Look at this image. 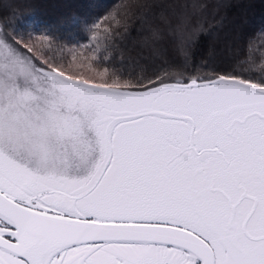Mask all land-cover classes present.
I'll use <instances>...</instances> for the list:
<instances>
[{
    "label": "snow or ice",
    "instance_id": "obj_1",
    "mask_svg": "<svg viewBox=\"0 0 264 264\" xmlns=\"http://www.w3.org/2000/svg\"><path fill=\"white\" fill-rule=\"evenodd\" d=\"M161 7L132 70L82 21L88 78L0 29V264H264V65L198 61L205 5Z\"/></svg>",
    "mask_w": 264,
    "mask_h": 264
},
{
    "label": "trees",
    "instance_id": "obj_2",
    "mask_svg": "<svg viewBox=\"0 0 264 264\" xmlns=\"http://www.w3.org/2000/svg\"><path fill=\"white\" fill-rule=\"evenodd\" d=\"M182 0H0V29L14 32L27 38L47 34L53 38L49 55L61 60L69 74L93 75L97 64L78 59L72 61L67 49L87 45L93 33L87 27L100 22L101 34L93 46L99 44L96 54L100 66L129 67L127 57L139 50L141 41L150 26L160 23L161 13L172 17L171 9L161 7ZM205 5L199 17L202 28L201 46L197 51L198 61L227 65L240 70L264 65V0H199ZM128 9V30L111 21V27L123 33L114 36L109 43L103 36L104 20L109 14L121 19ZM107 56V61L103 57ZM250 61L238 64V60ZM91 65V67L89 66Z\"/></svg>",
    "mask_w": 264,
    "mask_h": 264
}]
</instances>
